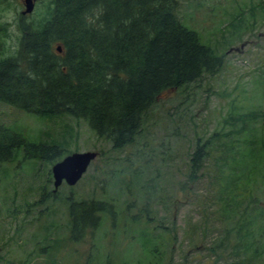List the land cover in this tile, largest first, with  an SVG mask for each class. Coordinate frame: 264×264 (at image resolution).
Masks as SVG:
<instances>
[{
  "label": "rangeland",
  "instance_id": "1",
  "mask_svg": "<svg viewBox=\"0 0 264 264\" xmlns=\"http://www.w3.org/2000/svg\"><path fill=\"white\" fill-rule=\"evenodd\" d=\"M46 1L32 0L24 16L22 0L0 1V58L15 54L18 17L38 19ZM178 1V20L222 65L161 94L130 144L112 150L82 120L39 118L0 105V125L27 141L57 146L58 162L72 153L96 154L78 182L55 190V162H22L17 154L0 165V264H105L107 258L109 264H151L152 248L139 238L144 232L162 264H264V0ZM202 143L208 148L193 179L190 159ZM69 200L111 203L116 223L104 219L92 240L68 245ZM228 208L245 225L253 219L252 246L228 233Z\"/></svg>",
  "mask_w": 264,
  "mask_h": 264
},
{
  "label": "trees",
  "instance_id": "2",
  "mask_svg": "<svg viewBox=\"0 0 264 264\" xmlns=\"http://www.w3.org/2000/svg\"><path fill=\"white\" fill-rule=\"evenodd\" d=\"M178 3L48 0L38 19L27 21L19 16L15 54L0 58V105L39 118L82 120L97 138L108 141L112 150L130 144L140 129L141 116L161 94L213 75L222 65L221 56L201 44L199 35L178 20ZM261 143L264 152V141ZM207 148V143L196 145L190 178L199 172ZM17 154L22 162L51 163L63 152L54 145L27 141L0 125V165ZM238 174L240 181L246 177L245 171ZM223 180L228 186L234 184L226 177ZM247 184L246 178L245 189ZM66 210L69 226L64 241L68 245L92 240L104 219L112 225L117 220L114 206L105 201L69 200ZM140 211L148 222L146 207ZM224 211L232 218L228 233L252 246L254 235L248 226L253 219L245 225L242 219L232 217L229 208ZM132 218V224H139L142 217ZM139 238L152 248L155 261L151 264H162L153 238L145 232ZM110 245L113 247V241ZM105 264H109L108 258Z\"/></svg>",
  "mask_w": 264,
  "mask_h": 264
},
{
  "label": "water",
  "instance_id": "3",
  "mask_svg": "<svg viewBox=\"0 0 264 264\" xmlns=\"http://www.w3.org/2000/svg\"><path fill=\"white\" fill-rule=\"evenodd\" d=\"M24 11L21 15H28L33 9L32 0H22ZM58 51V48H57ZM96 157L93 152L72 153L62 158L51 166L50 172L54 190L63 182L67 186H73L84 174L90 162Z\"/></svg>",
  "mask_w": 264,
  "mask_h": 264
}]
</instances>
